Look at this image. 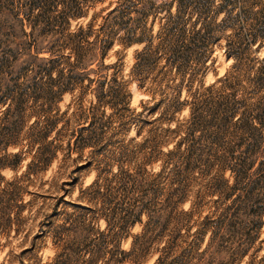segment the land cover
Returning a JSON list of instances; mask_svg holds the SVG:
<instances>
[{
    "label": "rangeland",
    "instance_id": "rangeland-1",
    "mask_svg": "<svg viewBox=\"0 0 264 264\" xmlns=\"http://www.w3.org/2000/svg\"><path fill=\"white\" fill-rule=\"evenodd\" d=\"M36 1H1L9 13L0 16V57L16 48V40L21 43L34 39V46L40 52L36 53L38 56H46L44 50L48 48L53 56L61 53L60 42L54 40L58 35L54 32L65 18L67 3L71 4V0H46V6H41L45 12L32 37L15 39L10 34L7 25L12 16L19 9L31 11L32 4H40ZM77 1L84 5V0ZM114 1H101L88 9L84 17L70 18L69 29L84 26L100 8ZM169 1L152 0L156 22L165 15V3ZM258 1L264 0H232L227 7L229 16H224L218 27L224 28L228 37L213 46L206 62L208 67L194 76L191 62L183 66V83L188 78L186 84H192L190 91L199 87L217 89L204 94L202 105L197 107L201 119L186 130L180 126L189 117V105H179L173 91L182 72L173 70L169 55L162 50L154 56L156 66L143 70L135 66V55L143 45H125L116 39L120 35L117 34L103 58L94 45V55L87 56L72 70L73 74L97 70L100 79L115 78L128 93L129 109L142 113L141 128L121 124L124 118L120 114L125 112H121L115 102L114 89L103 97L99 95L98 102L92 92L84 88L64 91L50 99L47 92L61 89L64 78H55L53 83L41 79L32 84L35 78L42 76L35 69L22 70L24 78H17L21 61L26 58L18 55L0 76V99L6 94L5 84L23 82L21 89H27L25 114L37 110L39 118L45 115L55 120L56 129L47 139L54 136L56 139L48 147L47 154L54 157L46 165L44 161H35L44 154V145L25 146V141L21 140L19 145L5 148L0 143V163L13 164V167L0 169V264H112L115 259L112 257L119 249L125 252L119 264H264V214L259 218L249 211L260 204L254 199L257 194L245 200L234 197L243 191H234L235 195L225 199L215 191L220 175L217 157L231 156L230 163H233L236 158L232 159L230 154L239 156L248 143L244 137L230 133V125L236 119H251L264 111V3ZM129 2L131 6H138L137 0L122 1L123 6ZM170 11H174V6ZM32 12L34 14L36 9ZM220 19L222 15L217 16L215 22ZM98 23L99 19L93 22L94 29ZM149 23L150 19L147 26ZM42 28L49 33L40 34ZM157 29L155 23L153 32ZM224 49L235 52L237 58L226 57ZM161 80L163 83H159ZM156 84H160L159 90L153 89ZM166 85L169 87L165 88ZM38 94L42 97L33 102L32 98ZM186 98L182 91L177 99ZM89 105H95L92 117L80 116L79 112ZM177 106L180 109L175 112ZM147 108L153 109L149 113L145 112ZM227 115L229 123L224 127L221 119ZM32 121L33 118L26 115L23 133ZM82 126L86 128L82 132L84 141L85 137L89 138L92 147L81 149L83 140H79L68 150L66 141H72L70 133ZM175 127L180 130L170 132ZM120 145L126 146L129 154L118 156L115 148ZM139 145L143 152L156 154L152 163L145 165L144 170L140 168L132 177L123 176L120 185L106 181L116 170L115 165L108 164L110 158L118 159V164L126 169L122 160L127 155L133 163L136 157L133 158L130 151H135ZM169 150L173 153L167 154ZM14 152L18 155L15 158L11 156ZM255 167L248 171L247 179L239 183L240 188H245V183L258 175L253 172ZM157 172L160 176L155 182L139 180L147 173ZM228 174L226 171L222 178H227ZM94 181L100 186V194L92 190L95 186L87 188ZM180 186L187 192L183 201L168 203V193ZM237 205L240 209L236 212ZM140 210L143 212H140V222L127 226L116 243L111 241L112 232L123 222L126 213L137 214ZM204 216H208L209 221L207 229L202 231L199 221ZM126 218L131 219L133 215ZM255 220L261 221L257 229L252 226Z\"/></svg>",
    "mask_w": 264,
    "mask_h": 264
},
{
    "label": "trees",
    "instance_id": "trees-1",
    "mask_svg": "<svg viewBox=\"0 0 264 264\" xmlns=\"http://www.w3.org/2000/svg\"><path fill=\"white\" fill-rule=\"evenodd\" d=\"M1 1L2 0H0V16L4 14V12L9 13L5 10L6 6H4ZM101 1L104 0H84V5L81 3L79 4L77 0H71V4L67 3V14L65 18H63L62 22L57 25L58 30H53L55 31L54 34L58 35L54 40L56 43L60 42L58 47L62 50L57 57L51 54V48L44 50V53L47 54L46 56H38L36 53L40 52H38L39 50H37L34 46V39L28 42L22 41L21 43L19 42L20 40H16V48L9 49L5 56L0 57V76L17 60L18 55H23L26 58L21 61V65L17 71V78H24V72L29 71V69H35L42 74L41 77L35 78L32 81V84H37L38 80L40 82L41 79H45L50 83H53L56 80L55 78H64L63 87L61 89H56L53 93L50 91L47 92L48 94L50 93V96H48L50 99L56 97V95L62 94L64 91L72 92L74 89L84 88L86 92H92L93 97H95L98 102L100 96L103 97L110 92L111 89H114L113 93L116 99L115 102L119 105L121 112H125L120 114L121 117L124 118V121L121 124H131L136 127H140L139 125L142 124L143 121L140 118L142 113L129 109L127 101L128 93L123 90L122 85L117 84L115 78L111 77L110 79H107L104 77L103 79H100L98 78L97 70H89L86 72L82 71L77 72L76 74L72 73L74 67L76 68L78 67V64L83 63L87 56L89 57L94 55L92 54V46H96L100 53V57L103 58L105 50L112 44L115 35L120 34L116 39L122 41L125 45H143L141 50L135 55V58L137 59L135 66L142 67L143 70H152L153 65L156 66L157 63L154 56L157 53H160L161 50L164 51L165 54L169 55V65L175 72H182V76L178 84H176L173 88V91L175 92L174 98H176L178 104L181 106L185 104L189 105V117L180 127L184 130L192 127L195 120L201 119V112L199 113L197 107L199 104L202 105L204 101L202 99L205 98L204 94L208 90L217 91V89L207 87L206 89L201 90L199 87L190 91L192 84H186L188 78L186 79V83H183L185 78L184 71L182 69L183 66L191 62L194 67V76H196V74L208 67L206 66V62L211 56L213 46H216L221 38L225 39L228 37L225 36L222 30L224 28L218 27L222 25L224 16H229V10L227 11V7L230 5L232 0H170L168 3H165L166 13L158 22H156V19L158 18H156L155 13H153L154 5L152 0H137L136 4L138 6H131L133 5L130 4L131 2H129L128 5L124 4L123 6L122 1L125 2L126 0H115L114 2H108L106 6L100 8L98 12L94 13L84 26L78 25L74 30L69 29L70 18L75 19L84 17L88 9L94 7L96 3ZM36 2H39L40 4H37V6L32 4V7H30L31 11L25 10L29 14L25 11L21 12L19 9L18 13L12 16V20H9L10 24H8L7 27L10 29V34H12L15 39H17L18 36H20V38L32 37L31 34L34 28L39 25L41 21L40 16H42L45 12L44 10H41V6H46L47 1L38 0ZM258 3L263 4L264 1H258ZM172 6H174L173 12L170 11ZM33 9H36L34 14L32 12ZM219 15H222V19H220L219 22H215L216 17ZM97 19H99V23L94 29L93 22ZM148 19L151 21L149 26H147ZM155 23L158 24V29L154 33L153 26ZM26 28H28L27 31ZM41 31L40 34L49 33L45 30V28H42ZM49 31L52 30L49 29ZM90 37L91 41L89 40ZM224 54L226 57L237 58L235 52H231L228 49H224ZM22 70L24 72H22ZM168 71L163 73L162 79L165 78ZM53 74L57 77H54ZM189 81L191 83L193 82V80L190 79ZM22 83L23 82H20L19 84L17 82L11 84L7 83L4 86L6 94L0 99V143L5 148L8 146L15 147L19 145L18 143L21 140L25 141V146H29L30 143L44 145V154H41V156L35 161H44L46 165V163L54 157L52 156L54 154L47 153L49 145H51L56 138L55 136L49 140L47 138L51 131H55L56 128L54 127L56 125V121L45 115L42 116L45 118H39L36 114L38 112L37 110L36 112L31 110L25 114L27 89H21ZM159 83H163V80ZM92 86L93 88H91ZM159 86L160 84H156V88L153 87V89L159 90ZM167 87L169 86L166 85L165 88ZM182 91H185L187 98L178 101L177 98L180 97ZM40 94L44 97L47 96L42 92ZM40 94L33 97L32 101L34 102L38 100V98L42 97ZM2 104L4 105L3 108H1ZM106 106H108V104H106ZM94 108L95 105H89L85 110L80 111L79 114L80 116L85 115L87 118L92 117ZM152 109L153 108H147L145 109V112L150 113ZM179 109L180 108L177 106V108H175V112H178ZM261 112L262 110L260 113ZM260 113L253 115L251 119H236L230 125L232 129L230 133L238 136V138L244 137L248 140V143L244 150L240 152L241 154H239V156L234 157L233 154H230L232 155V159L236 158L233 163H230L229 158L231 156L229 157L222 154L217 157V161L219 162L218 171L220 172V175L218 176L219 180L215 186V191L225 199H228L231 194L235 195L234 191H243L239 192V194L234 197H242L245 200L251 198V195L256 193L257 197L254 199L260 204L257 205V207L250 208L249 211L250 214L259 216V218L264 214V147L262 148V145H264V111L262 114ZM26 115L27 117L33 118V121L23 133L22 130ZM228 117L229 116L227 115L221 119L224 127H227V124L229 123ZM85 129L86 128L82 126L78 130L70 133L72 141H66V148L68 150L71 151L72 143L76 144L79 140H83L81 149L85 147H92L90 139L88 138V140L87 137H85L84 141V137L82 136V132ZM178 130L180 129L175 127L172 128L170 132L176 133ZM224 131L226 132L227 129L224 128ZM240 144L241 141L239 145ZM141 146L142 145H139L138 149L135 151H130L133 158L136 157L133 163L129 162L127 155H125L126 157L124 156L125 158L122 160V163L127 166L126 169H122L117 162L118 159L110 158L111 160L108 164L115 165L116 170L111 173L110 177L106 178V181L114 183L115 185H120L123 176L128 178L132 177V174L138 172L140 168L144 170L145 165L148 166L152 163V161L156 158V154H154L153 151L148 153L143 152ZM115 149H117L115 152H117L118 156H123L122 154L124 153L129 154L126 146L120 145ZM230 152L232 153L233 150H230ZM172 153L173 151L171 150L167 151V154ZM137 155H140V157L137 158ZM11 156L15 158L18 155L14 152L11 153ZM254 165H256V167L253 172H257L258 175L253 180L246 183L244 182L245 188H240L239 183L247 179L248 171L253 169ZM5 166L13 167V164H8L6 162L0 163V169ZM129 170L133 172L131 173ZM226 171L229 173V176L227 178H222V174ZM158 176H160V173L158 172L150 174L147 173L146 176L142 177V179L140 178L139 180L151 182L154 180L155 182V179ZM101 186H104V184ZM93 187L94 189L92 190H94L96 194L101 193L100 186L99 184L97 185L96 181H94V183L89 185L87 188L90 189ZM105 188L107 189L108 187L105 186ZM186 193L187 192L184 187L180 186L173 188L168 193L167 202L169 203L171 200H174L175 202L183 201ZM241 193H244V195L242 196ZM239 209L240 206L237 205L236 212ZM140 212H142V210H140L137 214H132L131 211L127 212L126 216L123 217V222L116 228L115 231L112 232L111 241L116 243L117 239L122 236V233L125 231L127 226L137 221L140 222ZM183 214L187 213L183 212ZM130 215H133V218H126ZM208 221V216H204L203 219L199 221L202 231L207 229ZM260 224V220L252 222V226L255 229H257ZM100 232L103 233L104 231ZM240 252L241 251H239V253ZM242 253L243 252H241V255ZM124 256L125 252L119 249L117 251V255L112 257L115 258L112 264H119L123 261Z\"/></svg>",
    "mask_w": 264,
    "mask_h": 264
}]
</instances>
